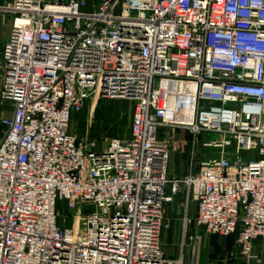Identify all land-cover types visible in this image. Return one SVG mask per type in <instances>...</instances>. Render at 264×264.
Masks as SVG:
<instances>
[{
    "label": "built area",
    "instance_id": "obj_1",
    "mask_svg": "<svg viewBox=\"0 0 264 264\" xmlns=\"http://www.w3.org/2000/svg\"><path fill=\"white\" fill-rule=\"evenodd\" d=\"M0 14L14 18L1 53L14 116L1 121L0 264H181L163 249L181 183L197 227L237 234L245 264L261 261L264 0H14ZM92 98L133 103L130 139L99 147L70 131ZM165 129L194 143L218 134L203 146L221 155L172 177Z\"/></svg>",
    "mask_w": 264,
    "mask_h": 264
},
{
    "label": "crops",
    "instance_id": "obj_2",
    "mask_svg": "<svg viewBox=\"0 0 264 264\" xmlns=\"http://www.w3.org/2000/svg\"><path fill=\"white\" fill-rule=\"evenodd\" d=\"M14 0H0V5H10ZM14 18L10 14H0V90L3 83L4 72L1 67V53L3 46L9 41L13 30ZM106 101V100H104ZM109 101V100H107ZM191 99L185 101L186 108L191 107ZM105 104V103H104ZM103 104V114L113 115L117 121L119 113L112 109L110 104ZM133 108V107H132ZM127 114V113H125ZM130 117L129 128L121 139L131 138V120L133 109L128 113ZM14 116V106L10 102L0 98V140L5 135L6 129L1 121L11 119ZM179 118V117H178ZM180 119V118H179ZM190 120L189 117H186ZM119 125V133H120ZM164 138L172 142L170 150L169 174L182 179L185 176L199 170L204 159V135L199 136L197 143L193 142L192 135L186 130H163ZM111 139V137H109ZM199 140L202 141V149L197 150ZM104 143L102 144V146ZM106 145V144H105ZM199 161V162H198ZM198 162V163H197ZM197 216V203L188 197V189L184 183L179 185V192L175 201L165 209V217L169 228L164 232L163 249L165 256L181 264H245V258L240 256V248L237 243V234L229 237L210 235L195 224ZM256 259L247 264H264V241L254 242L252 250Z\"/></svg>",
    "mask_w": 264,
    "mask_h": 264
},
{
    "label": "rangeland",
    "instance_id": "obj_3",
    "mask_svg": "<svg viewBox=\"0 0 264 264\" xmlns=\"http://www.w3.org/2000/svg\"><path fill=\"white\" fill-rule=\"evenodd\" d=\"M46 1H59V2H67L69 0H46ZM93 0H89L91 4ZM105 103V104H104ZM103 104H110L112 109L117 111L119 115L117 116V121H114L113 115H104L103 114ZM133 107V103L129 100H109L104 101L101 98H92L88 101L84 111L79 114H75L73 120L71 122L70 131L73 134H76L78 138L84 139L86 141H96L99 142V147L102 144H108L111 137L121 139L124 136V132L128 130L130 117L128 113ZM184 111H188L186 108H183ZM127 113V114H125ZM119 125L120 133H119ZM205 142L208 140H219L220 136L218 134H207ZM202 141L199 140V144L197 145V150L202 149ZM198 150V151H199ZM226 151L229 152V159L232 164H235L236 154L233 152L231 147L226 148ZM221 149L220 148H204V159L209 160L213 158L220 157ZM244 160H251L257 158L253 153L250 155L243 154ZM199 162V161H198ZM197 162V163H198ZM58 212L60 215V224L65 227L73 225V218L71 220H67L69 216V212L66 209V206L63 203L58 204Z\"/></svg>",
    "mask_w": 264,
    "mask_h": 264
}]
</instances>
